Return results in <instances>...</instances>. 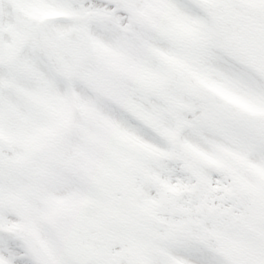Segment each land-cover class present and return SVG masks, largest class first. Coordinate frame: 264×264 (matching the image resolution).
Returning <instances> with one entry per match:
<instances>
[{"label":"snow or ice","instance_id":"snow-or-ice-1","mask_svg":"<svg viewBox=\"0 0 264 264\" xmlns=\"http://www.w3.org/2000/svg\"><path fill=\"white\" fill-rule=\"evenodd\" d=\"M0 264H264V0H0Z\"/></svg>","mask_w":264,"mask_h":264}]
</instances>
